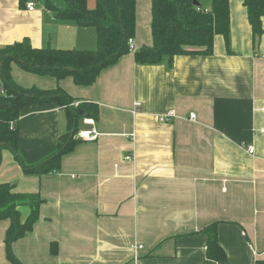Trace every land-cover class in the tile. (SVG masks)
I'll list each match as a JSON object with an SVG mask.
<instances>
[{
	"label": "crops",
	"instance_id": "obj_1",
	"mask_svg": "<svg viewBox=\"0 0 264 264\" xmlns=\"http://www.w3.org/2000/svg\"><path fill=\"white\" fill-rule=\"evenodd\" d=\"M26 3L0 0V47L28 39L35 47L95 48L94 26L58 17L44 0L34 2L33 10ZM95 3L87 0L89 8ZM229 9L230 52L221 35L215 36L211 55L181 54L141 64L130 51L102 69L91 85L11 65L18 84L59 86L75 102L96 103L99 112L97 119L78 122V131L94 129L96 138L75 133L76 143L58 171L25 175L11 152L2 150L0 182L38 192L44 200L33 228L12 245L23 264H255L264 259V33L255 47L243 0H229ZM135 14L137 51L152 46L151 0H136ZM137 101L141 106L134 113ZM170 109L176 116L159 121ZM18 130L22 161L37 162L67 132L65 112L54 103L27 106L20 111ZM243 144L252 145L254 153ZM27 213L22 208V216ZM212 222L226 253L223 261L205 254L200 230ZM8 223L0 220V264H10L3 242ZM133 244L142 248L133 250Z\"/></svg>",
	"mask_w": 264,
	"mask_h": 264
},
{
	"label": "trees",
	"instance_id": "obj_2",
	"mask_svg": "<svg viewBox=\"0 0 264 264\" xmlns=\"http://www.w3.org/2000/svg\"><path fill=\"white\" fill-rule=\"evenodd\" d=\"M21 4L28 0H19ZM45 6L62 19L73 20L81 26L96 28L95 49H67L35 47L28 39L0 47V80L3 94L0 101L9 103L0 109V164L2 150H9L25 175L41 176L61 168L63 155L71 152L78 132V122L85 117L98 118V105L89 100L76 99L61 87H25L11 76V65L39 75H50L57 80L71 77L77 85H91L105 67L130 52L129 39L135 36L136 0H96L89 8L87 0H44ZM256 47L264 33V0H243ZM152 46L136 52L135 61L157 64L164 57L175 55L213 53L214 38L221 35L230 52L229 0H211L210 7L195 6L193 0H151ZM54 103L66 115L67 132L60 134L57 148L37 162L27 164L18 151V119L20 111L30 105ZM44 200L38 192H21L12 182H0V220H8L4 234L5 257L10 264H23L13 252V242L33 228L39 218V207ZM22 208L28 213L22 216ZM200 232L206 236L205 254L214 261H223L226 253L217 237V222L204 226ZM50 251L57 247L51 243ZM255 264H264L259 258Z\"/></svg>",
	"mask_w": 264,
	"mask_h": 264
},
{
	"label": "built area",
	"instance_id": "obj_3",
	"mask_svg": "<svg viewBox=\"0 0 264 264\" xmlns=\"http://www.w3.org/2000/svg\"><path fill=\"white\" fill-rule=\"evenodd\" d=\"M34 7H35V3L34 2H28V3H26V8L28 10H33ZM128 44H129V50L131 52H135L136 49H135L134 44H133V39H129ZM78 103L79 102H75L74 105H78ZM134 106H135V108H134L133 112L134 113H137L139 111V109H140L141 103L137 101V102L134 103ZM175 116H176L175 111L172 110V109H170L167 112H165L163 114H160L158 116V120L161 121V122H165V121H168V120L174 118ZM189 118L191 120H194L195 119L194 112H190L189 113ZM85 120H87V119L85 118ZM90 122H92V120ZM77 134H78V137L79 138L84 139V140H93L97 136V133H96V131L94 129L83 130V131L81 130V131H78ZM243 147H246V150L250 154H253L254 153V147L252 145H244L243 144ZM125 158L127 160H131L132 159V156L131 155H127ZM131 248L133 250H138L139 248H142V246L140 244H133V245H131Z\"/></svg>",
	"mask_w": 264,
	"mask_h": 264
},
{
	"label": "rangeland",
	"instance_id": "obj_4",
	"mask_svg": "<svg viewBox=\"0 0 264 264\" xmlns=\"http://www.w3.org/2000/svg\"><path fill=\"white\" fill-rule=\"evenodd\" d=\"M34 2L36 4H38V2L36 0H34ZM200 4L202 7L208 8L210 7L211 4V0H199ZM140 5H141V1H140ZM143 5V4H142ZM96 47V46H95ZM62 48H67V49H88V48H72V46H67V47H62ZM91 49H95V48H91ZM78 127H80V124L78 125ZM12 154V153H11ZM2 154H1V159H2ZM13 156V155H12ZM17 162V161H16Z\"/></svg>",
	"mask_w": 264,
	"mask_h": 264
},
{
	"label": "water",
	"instance_id": "obj_5",
	"mask_svg": "<svg viewBox=\"0 0 264 264\" xmlns=\"http://www.w3.org/2000/svg\"><path fill=\"white\" fill-rule=\"evenodd\" d=\"M37 2H39L40 0H36ZM193 4L195 5V6H199V5H201L200 4V2H199V0H193ZM2 86V83H1V80H0V87ZM9 106H10V104L9 103H6V102H2V101H0V109H8L9 108ZM80 115H82V116H84V118H85V114H83V112H80Z\"/></svg>",
	"mask_w": 264,
	"mask_h": 264
}]
</instances>
